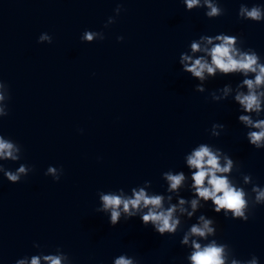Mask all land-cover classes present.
Returning a JSON list of instances; mask_svg holds the SVG:
<instances>
[{"label":"water","instance_id":"95a60500","mask_svg":"<svg viewBox=\"0 0 264 264\" xmlns=\"http://www.w3.org/2000/svg\"><path fill=\"white\" fill-rule=\"evenodd\" d=\"M211 2L219 16L205 15V0L191 10L185 0H0V137L18 149L17 160L0 158V264H31L34 257L47 264V256L61 264H115L122 255L134 264H191L193 239L226 245L227 264H264V201L256 203L252 192L264 189V149L246 139L255 129L238 122L240 114L256 118L233 102L242 74L208 78L200 92L201 81L180 60H210L191 43L227 34L264 63V16L253 21L240 13L254 6L264 13V0ZM225 85L233 89L228 99L213 101ZM213 124L224 126L215 129L219 138ZM201 143L235 161L227 175L246 192L247 222L201 201L192 218L175 213V235L160 236L123 213L112 227L110 212L99 211L102 195L131 197L141 188L164 195L165 207L168 195L178 204L177 193L167 192L169 171L184 172L178 195L191 211L196 197L186 157ZM21 164L26 173L9 181L4 172ZM200 215L216 232L181 245Z\"/></svg>","mask_w":264,"mask_h":264},{"label":"clouds","instance_id":"9594fccd","mask_svg":"<svg viewBox=\"0 0 264 264\" xmlns=\"http://www.w3.org/2000/svg\"><path fill=\"white\" fill-rule=\"evenodd\" d=\"M185 2L187 4L186 10H191L199 5L200 0H185ZM205 5L210 9L205 14L206 16L216 17L221 14V9L211 0H205ZM240 13L253 21H260L264 16L259 6H254L251 10L241 7ZM41 39H48V37L42 36ZM85 39L91 41L93 34L85 33ZM237 41L238 37L234 35L220 34L214 37L204 35L200 37V42L191 43V50L193 53H205L210 60L205 59V56L193 60L189 55H182L180 60L183 71L201 81V84L197 86V90L200 92L204 91V82L208 78L215 79L218 74L221 77L242 74L243 79L235 91L233 102L238 105L240 112L256 114V118L252 115L240 114L238 122L249 129H255L247 131L246 139L253 148L261 150L264 149V119L260 118L264 112L262 109V103H264V87H262L264 86V63L261 62L260 56L253 49L244 50L237 47ZM201 42L204 44L203 47H201ZM205 73H207V77ZM245 86L246 91L239 90ZM232 91L230 85H225L219 90L223 96L213 94L212 100L216 102L225 101ZM2 98L0 97V99ZM217 128L224 130V126L220 124H213L212 126V136L219 138L220 132L215 131ZM14 151H18L14 143L0 137V158L17 160L18 157L14 155ZM186 164L192 181L190 190L196 197L190 201L191 211L184 207L188 202L178 195V190L181 189L185 181L183 171L175 174L171 171L164 173L168 182L167 192L177 193L178 204L171 203L173 197L168 195L167 199L170 203L165 207L164 195H149L141 188L138 191L134 189L131 197L116 194L102 195V208L99 211L110 212L109 223L112 227L120 223L123 213L125 221L139 217L145 227L151 226L160 236L175 235L178 225L181 224L180 218L175 213L177 211L181 214L186 213L188 218H192L198 205L202 206L201 201L204 204L211 202L212 210L216 214L223 212L225 218L230 216L233 220L239 218L240 221H248L249 217L245 215L244 211L248 205V201L245 199L246 192L242 187H237L227 175L232 171L235 164V161L228 154L210 144L201 143L187 155ZM48 172L55 174V169L49 168ZM25 173L26 167L21 164L16 172L5 171L4 175L9 181L15 183L20 180L21 174ZM250 179L249 175L244 176L245 183H248ZM252 192L255 193L256 203L264 201V189L254 186ZM198 219V223H193L184 232L180 241L181 245H187L190 237L207 238L216 232V228L212 226V219L206 218L204 215H200ZM191 246L194 249L188 257L191 264H227L226 245L217 243L215 239L203 246L193 239ZM44 259L47 264H61L62 258L47 256ZM19 264H24V262L21 261ZM31 264H40V260L34 257ZM115 264H134V262L133 259L122 255L115 260ZM231 264H237V261L233 260ZM252 264H256L255 259Z\"/></svg>","mask_w":264,"mask_h":264}]
</instances>
